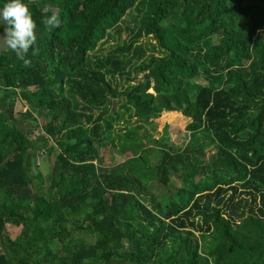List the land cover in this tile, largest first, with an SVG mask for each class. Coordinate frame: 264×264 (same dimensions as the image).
I'll return each mask as SVG.
<instances>
[{
	"label": "trees",
	"instance_id": "obj_1",
	"mask_svg": "<svg viewBox=\"0 0 264 264\" xmlns=\"http://www.w3.org/2000/svg\"><path fill=\"white\" fill-rule=\"evenodd\" d=\"M49 6L59 28L43 24ZM29 7L38 55L25 66L0 54V264H264V0ZM134 10L131 41L103 51ZM18 101L42 138L8 118ZM173 113L190 121L189 141L147 145L145 126ZM106 148L131 157L99 173ZM42 153L54 164L47 189L33 168Z\"/></svg>",
	"mask_w": 264,
	"mask_h": 264
},
{
	"label": "rangeland",
	"instance_id": "obj_2",
	"mask_svg": "<svg viewBox=\"0 0 264 264\" xmlns=\"http://www.w3.org/2000/svg\"><path fill=\"white\" fill-rule=\"evenodd\" d=\"M136 15H138V12L134 10L125 16L124 20L121 22V29L114 30L111 33V38L101 43L100 46L103 51H106V53L110 52L111 49H113L117 45L121 46L131 41L133 37V31L136 27ZM144 41H147V39L144 38ZM153 42L156 43V41ZM1 51L2 50H0V54ZM72 100L74 107H76L80 112L87 114L95 112L93 108L85 105L79 98H73ZM28 108L29 107L24 102L18 101L11 113L10 111H7L8 118L13 119L15 122H18V126L21 129H24L26 134L42 138L45 135L42 127L35 128L34 125L30 123V121L20 118V113H25ZM40 121L42 126L47 122L43 118H40ZM135 124L138 123L134 122V125ZM189 124L190 121L185 119L181 114H164L160 118L156 119L152 125H146L145 129L141 131V135L145 138V142L147 145H155V143H153V138L156 140L165 138L170 146H172L174 149H179L189 141V133L186 129ZM123 127L124 125H120V127H117L116 130ZM150 136H153V138H150ZM130 157V153L127 154V157H124L121 156L120 153H117L116 151H113L111 149H102L98 171L99 173H102L115 172L117 170H120L123 168L126 159ZM38 165L40 166V170L45 178L44 186L45 189H47L50 185L48 178L53 173V159L50 156H46V153H42L41 157L39 158ZM134 169L136 175H138L144 181L149 190L153 192L157 196V198H160L162 195H164L166 190L158 183H156L151 175L143 174L139 166H134ZM173 179L175 180L176 184L180 183V181L176 180L175 178ZM77 237L87 238L90 241H95V237H92L85 232L78 233Z\"/></svg>",
	"mask_w": 264,
	"mask_h": 264
},
{
	"label": "clouds",
	"instance_id": "obj_3",
	"mask_svg": "<svg viewBox=\"0 0 264 264\" xmlns=\"http://www.w3.org/2000/svg\"><path fill=\"white\" fill-rule=\"evenodd\" d=\"M32 0H7L0 8V50H11L16 57L30 66L31 60L27 59L29 50L36 56L39 49L33 47L37 41V23L29 7ZM50 14L43 20L48 28L61 26L60 14L49 6Z\"/></svg>",
	"mask_w": 264,
	"mask_h": 264
},
{
	"label": "water",
	"instance_id": "obj_4",
	"mask_svg": "<svg viewBox=\"0 0 264 264\" xmlns=\"http://www.w3.org/2000/svg\"><path fill=\"white\" fill-rule=\"evenodd\" d=\"M32 1H37V0H32ZM37 166H38V160L35 159V160H33V168H34V172H35V174H36V175H39V171H38V169H37Z\"/></svg>",
	"mask_w": 264,
	"mask_h": 264
},
{
	"label": "crops",
	"instance_id": "obj_5",
	"mask_svg": "<svg viewBox=\"0 0 264 264\" xmlns=\"http://www.w3.org/2000/svg\"><path fill=\"white\" fill-rule=\"evenodd\" d=\"M15 125H16L17 127H19V126H18V122H15Z\"/></svg>",
	"mask_w": 264,
	"mask_h": 264
}]
</instances>
